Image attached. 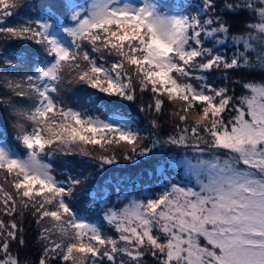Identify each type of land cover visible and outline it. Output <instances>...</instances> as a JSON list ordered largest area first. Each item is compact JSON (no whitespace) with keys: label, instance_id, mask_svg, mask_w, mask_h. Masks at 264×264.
Listing matches in <instances>:
<instances>
[{"label":"snow or ice","instance_id":"6c2138e0","mask_svg":"<svg viewBox=\"0 0 264 264\" xmlns=\"http://www.w3.org/2000/svg\"><path fill=\"white\" fill-rule=\"evenodd\" d=\"M232 72L264 74V0H0V264H31L28 217L35 264H264V79ZM73 85L95 90L88 108ZM138 99L148 128L115 107ZM118 154L159 155L160 190L89 192L91 222L74 158Z\"/></svg>","mask_w":264,"mask_h":264},{"label":"trees","instance_id":"16d2710c","mask_svg":"<svg viewBox=\"0 0 264 264\" xmlns=\"http://www.w3.org/2000/svg\"><path fill=\"white\" fill-rule=\"evenodd\" d=\"M194 6V5H193ZM241 17H234L233 19H238ZM229 75L234 79H251L260 81L263 79L264 74L259 72L256 73H247V72H232ZM221 73H211L209 74V81L214 82L217 85L224 86L225 81L220 79ZM230 87H234L236 89L237 94H239L242 89L237 85H229ZM65 93H69V95H64L65 101L73 106L80 107L83 106L88 108L89 105L86 103L89 94H95V90L90 88H84L79 85H73L71 88L65 90ZM143 102H147L149 100L148 94H145L142 97ZM118 103L124 104L123 107L115 105L116 108L121 113H124L129 119H135L139 126L148 128V120L149 118L145 115L144 112H140L138 105L141 103V99H138L136 103L120 101ZM110 108L109 105H104L100 112L96 114L104 115L110 114L108 111ZM139 111V112H138ZM138 112V113H137ZM163 122V121H162ZM144 123V124H143ZM170 125L165 124L161 131L164 135H166L170 131ZM9 131V130H8ZM9 133V139H11V132ZM147 134V133H145ZM147 143V142H146ZM67 159V158H63ZM77 163V171L73 172V175H80L81 173L84 176H88V183L86 184L85 191H81L78 194L80 198L78 206H86L93 205L100 201V196L98 195L96 200H93L89 192L100 193L102 191L115 192L116 189H119L122 193L126 195H132L135 192V188L139 183L141 184V179H145L147 183L152 180L159 181L156 175L157 173H153V167L156 164L154 157L151 159L148 158H140L137 161H128L124 163H115L112 165H105L99 173L93 175L92 173H85V170L92 172L97 168V163L93 162L91 164L85 163L84 158L75 157L74 158ZM123 159H121L122 161ZM120 161V160H119ZM54 166L57 168V172L60 173L63 179L71 169H63L61 168L62 158H54ZM84 166V167H83ZM87 174V175H86ZM90 174V175H89ZM154 174V175H153ZM153 175V176H152ZM157 188L160 187L159 182H157ZM114 198V197H113ZM126 202V201H125ZM74 205V204H73ZM78 211V214L81 217L89 219L91 222L100 223L99 219L95 216H90V214L84 210L74 205ZM25 238L27 240V247L20 250V255L22 258H27L31 264H35L39 255H40V247L36 243L37 232L36 225L32 222L31 217H28L25 220ZM15 247V246H13ZM148 264H151V260L149 259Z\"/></svg>","mask_w":264,"mask_h":264},{"label":"rangeland","instance_id":"374dc122","mask_svg":"<svg viewBox=\"0 0 264 264\" xmlns=\"http://www.w3.org/2000/svg\"><path fill=\"white\" fill-rule=\"evenodd\" d=\"M241 18H238V19H233L235 22L238 23V21L240 20ZM263 79H264V76H263ZM81 87H84V88H88L87 86H84V85H79ZM64 95H69V93H64ZM116 105L120 106V107H123L124 104H121V103H117ZM139 112V111H138ZM137 112V113H138ZM141 112V111H140ZM142 113V112H141ZM144 124V123H143ZM9 131L8 132H11L12 133V129L9 128L8 129ZM160 136L163 137L165 136L162 131H160ZM162 151L164 152H168L169 150L167 148L163 149ZM118 160H120L118 162V164L120 163H124V162H128V161H125V160H122L121 161V158L119 157V154L117 156ZM159 155L155 156L154 157V160L156 161L157 159H159ZM84 167V166H83ZM102 169H100L99 165L97 164V168L96 170L94 171V169H92V172H89L87 171V169L85 170V173H92L93 175H95L96 173H99ZM87 175V174H86ZM154 175V174H153ZM152 175V176H153ZM158 175V172L157 174ZM173 176H175V178L177 180H181L183 179L182 175L180 176H177L176 173L173 171ZM59 178H62V176H60ZM141 184L139 183L138 185H136L137 187L135 188V192L131 195L133 197H142V196H145V195H149L151 193H155V192H158L160 190V187L157 188V182L159 181H156V180H152L150 179L151 181L149 183H147V181H145V179H141ZM88 183V182H87ZM160 185V183H159ZM79 200L80 198L77 196V198L72 201V203L74 205H77V207H79L80 209H84L86 210L90 216H95L99 219L100 223H102V217H103V210H102V204H103V200L100 198V201L97 202L96 204H93L92 206L91 205H86V206H78L79 204ZM105 231L109 234V235H116L114 230H109L108 229V226L105 224Z\"/></svg>","mask_w":264,"mask_h":264}]
</instances>
